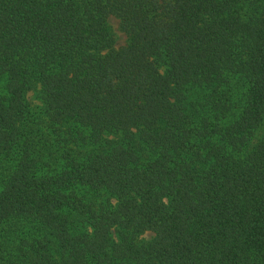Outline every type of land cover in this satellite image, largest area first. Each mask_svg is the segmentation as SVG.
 <instances>
[{
	"label": "trees",
	"instance_id": "1",
	"mask_svg": "<svg viewBox=\"0 0 264 264\" xmlns=\"http://www.w3.org/2000/svg\"><path fill=\"white\" fill-rule=\"evenodd\" d=\"M0 264H264V0H0Z\"/></svg>",
	"mask_w": 264,
	"mask_h": 264
},
{
	"label": "rangeland",
	"instance_id": "2",
	"mask_svg": "<svg viewBox=\"0 0 264 264\" xmlns=\"http://www.w3.org/2000/svg\"><path fill=\"white\" fill-rule=\"evenodd\" d=\"M109 23L112 26L113 31L115 32L116 37H117V39H116V46L117 47H120V46L124 45L125 42H126V35L122 31H120V29H119V21L116 18H114V17L111 16L109 18ZM27 98H28V100L32 104H35V103L38 102L37 99H36V95H35L34 92H31V91L28 92L27 93ZM151 236H152V233L151 232H146V233H144L141 236V238H143V239H149Z\"/></svg>",
	"mask_w": 264,
	"mask_h": 264
}]
</instances>
